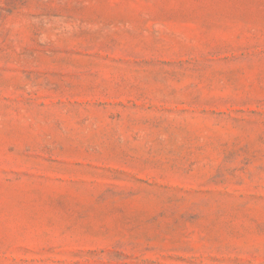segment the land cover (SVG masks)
<instances>
[{"label": "rangeland", "instance_id": "1", "mask_svg": "<svg viewBox=\"0 0 264 264\" xmlns=\"http://www.w3.org/2000/svg\"><path fill=\"white\" fill-rule=\"evenodd\" d=\"M0 264H264V0H0Z\"/></svg>", "mask_w": 264, "mask_h": 264}]
</instances>
